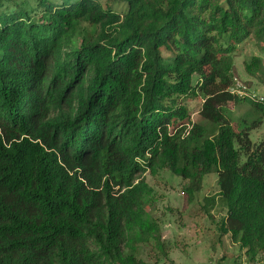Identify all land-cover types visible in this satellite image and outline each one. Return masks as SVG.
<instances>
[{"label":"trees","instance_id":"trees-1","mask_svg":"<svg viewBox=\"0 0 264 264\" xmlns=\"http://www.w3.org/2000/svg\"><path fill=\"white\" fill-rule=\"evenodd\" d=\"M121 1L0 0V264H172L145 178L163 169L191 199L217 173L204 206L220 198L222 231L252 263L264 107L229 88L236 47L264 52V0ZM197 96L194 122L183 100ZM242 101L261 114L236 130Z\"/></svg>","mask_w":264,"mask_h":264},{"label":"rangeland","instance_id":"rangeland-1","mask_svg":"<svg viewBox=\"0 0 264 264\" xmlns=\"http://www.w3.org/2000/svg\"><path fill=\"white\" fill-rule=\"evenodd\" d=\"M109 5L118 12L125 10L126 6L121 0H109ZM234 54V75L246 81L255 91H264V71L255 70L254 74H250L247 70L252 56L261 57L263 63L264 52L260 46L253 39H247L236 47ZM183 102L190 109L191 119L199 122L202 97L184 99ZM228 109L231 112L230 121L236 130L241 125H251L261 114L248 101L235 105L231 103ZM263 138L264 118L260 126L250 130L253 143H259ZM145 178L155 190L154 215L162 225L164 238L171 243L172 264H236L237 260L245 261L244 251L231 241L229 233L222 231L226 207L220 198H217L218 203L214 207L204 206L205 197L218 192L217 173L205 176L201 191L192 199L185 193L187 181L168 169L160 170L155 176L146 173ZM141 253L142 257L149 259L148 247ZM255 261H264V254Z\"/></svg>","mask_w":264,"mask_h":264},{"label":"built area","instance_id":"built-area-1","mask_svg":"<svg viewBox=\"0 0 264 264\" xmlns=\"http://www.w3.org/2000/svg\"><path fill=\"white\" fill-rule=\"evenodd\" d=\"M263 68H264V61H263ZM229 92L238 97L247 98L250 101L264 107V91L262 92L255 91L254 88L249 86V84L246 81L242 80L237 76L233 78V82L229 88ZM241 264H264V261H255L252 263L243 261Z\"/></svg>","mask_w":264,"mask_h":264}]
</instances>
